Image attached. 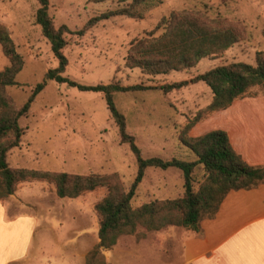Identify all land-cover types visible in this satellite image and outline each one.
<instances>
[{"label": "rangeland", "instance_id": "obj_1", "mask_svg": "<svg viewBox=\"0 0 264 264\" xmlns=\"http://www.w3.org/2000/svg\"><path fill=\"white\" fill-rule=\"evenodd\" d=\"M121 6L122 3L116 1L94 4L90 0H49L48 14L54 28L66 26L69 30L64 34L62 52L67 66L63 77L84 86H160L189 80L230 63L255 65L256 55L264 53V0H162L159 6L146 12L142 20L112 17L100 21L83 35L78 34L91 18ZM38 8L37 0H0V25L9 32L23 61L22 70L15 79L17 85L9 87L7 95L20 108L33 88L45 83L28 114L19 120L24 135L19 146L8 153L7 164L11 169L69 175L116 174L122 189L127 191L136 175V162L128 146L120 143L104 96L80 92L46 78L47 71L56 68L57 61L35 22ZM180 11L200 12L207 18L223 21L238 32V42L215 59H203L188 71L173 72L168 76L152 78L138 69L126 68L125 57L130 42L144 37L162 19ZM158 34L160 32L155 35ZM7 66L8 61L0 48V71ZM254 95H264V86L249 89L239 100ZM209 100L211 93L202 83L168 94L150 90L113 95L116 108L125 118L126 132L134 138L141 156L164 161L196 160L193 153L180 143V137L183 128ZM186 135L189 136V132ZM194 176L196 190L204 180L202 168L199 167ZM183 192L179 170L149 168L144 172L131 206L136 208L154 200L176 199L182 197ZM106 194L105 187H98L75 199H61L56 196L52 183L31 181L19 184L14 194L2 201L10 217L18 214L36 216L40 223L38 234H46L55 243H60V239L63 241L62 236L70 238L80 233L88 236L86 243L91 246L97 237L99 222L94 206ZM168 228L171 227L157 232L138 228L137 233L144 234L140 240L135 236H121L118 241L124 244L135 242L136 246L133 245L117 262L107 259L111 255L105 257L102 251L105 263L172 264L178 258L179 248L175 247L171 255L169 250V256L162 255L159 249L163 247L157 237V233ZM53 240L47 241L48 247L44 252L39 249V253L37 249L43 242L37 241L39 245L24 264H31V261L33 264H65L51 249ZM96 245L85 254L84 264L86 256Z\"/></svg>", "mask_w": 264, "mask_h": 264}, {"label": "trees", "instance_id": "obj_2", "mask_svg": "<svg viewBox=\"0 0 264 264\" xmlns=\"http://www.w3.org/2000/svg\"><path fill=\"white\" fill-rule=\"evenodd\" d=\"M94 4L116 1L122 3L114 11L91 18L79 35L100 21L112 17H126L142 20L145 13L159 6L162 0H90ZM39 8L35 22L43 37L50 45V51L57 66L46 73L48 80L66 84L80 92L101 93L107 110L114 121L121 144H126L136 162V175L127 191H124L116 174L112 175H69L48 171L11 169L7 164L8 153L17 148L24 135L19 120L24 118L34 98L44 89L45 83L37 84L26 102L16 107L7 95L9 87L17 85L15 79L23 67L6 28L0 25V48L8 61V66L0 71V201L14 194L19 184L31 181L52 183L58 198L75 199L98 187H105L107 194L94 206L98 216V244L86 256L85 264H106L102 251L113 248L121 236H135L137 240L144 234L157 232L166 227H177L196 232L199 223L212 218L230 191L248 190L264 182V169L248 166L231 147L227 135L221 130L208 132L193 138L187 136L194 125L208 118L212 113L223 111L235 100L244 97L249 89L264 86V53L256 55L255 65L242 62L214 67L189 80L163 84L160 86L134 85L122 87L114 84L84 86L62 74L67 59L62 50L65 47L66 26L54 28L48 14L49 0H37ZM157 32L160 34L155 35ZM239 40L238 32L223 21L207 18L194 11H180L162 19L144 37L130 42L125 57V67L138 69L148 77L168 76L173 72L188 71L203 59H215L224 54ZM204 84L211 93L210 103L198 111L183 128L180 143L196 157L195 161L160 158H143L134 138L126 132L125 118L116 108L113 95L138 91L157 90L163 94L179 91L188 85ZM202 168L204 180L194 189L195 171ZM165 171L173 168L181 172L183 178L182 197L151 201L133 208L131 200L141 183L144 172L149 169Z\"/></svg>", "mask_w": 264, "mask_h": 264}, {"label": "crops", "instance_id": "obj_3", "mask_svg": "<svg viewBox=\"0 0 264 264\" xmlns=\"http://www.w3.org/2000/svg\"><path fill=\"white\" fill-rule=\"evenodd\" d=\"M215 130L226 133L231 147L248 166L264 169V95L235 100L225 110L196 123L189 136L196 138ZM39 226L34 215L10 217L5 202L0 201V264L26 263L39 245L37 241L43 242L37 253L39 249L44 252L46 242L53 239L38 234ZM157 235L162 255L169 256V250L171 255L175 247L179 248L172 264H264V182L227 193L217 213L202 220L196 232L171 227ZM62 237L60 243L53 240L51 249L65 264H84L85 254L98 243L96 237L90 246L86 234ZM120 243L119 240L111 250L103 251L104 256L111 255L105 257L117 262L137 244Z\"/></svg>", "mask_w": 264, "mask_h": 264}]
</instances>
